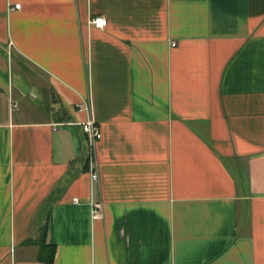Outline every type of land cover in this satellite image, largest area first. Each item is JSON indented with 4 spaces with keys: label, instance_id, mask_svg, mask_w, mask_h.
I'll return each instance as SVG.
<instances>
[{
    "label": "crops",
    "instance_id": "1",
    "mask_svg": "<svg viewBox=\"0 0 264 264\" xmlns=\"http://www.w3.org/2000/svg\"><path fill=\"white\" fill-rule=\"evenodd\" d=\"M41 239L52 264H264V0H0V264Z\"/></svg>",
    "mask_w": 264,
    "mask_h": 264
},
{
    "label": "built area",
    "instance_id": "2",
    "mask_svg": "<svg viewBox=\"0 0 264 264\" xmlns=\"http://www.w3.org/2000/svg\"><path fill=\"white\" fill-rule=\"evenodd\" d=\"M20 3L15 4V8H20ZM90 24L98 29L100 27H104L106 25L107 19L104 15H97L91 17ZM175 43L173 42L172 45ZM81 129L85 133L86 143H87V158L89 160V172H90V182H98L99 181V172L95 168V149L97 146L98 140L101 138V128L97 124L96 120L93 116H87L81 123ZM90 214L93 218L101 217L102 214V204L101 202L94 200L90 197Z\"/></svg>",
    "mask_w": 264,
    "mask_h": 264
},
{
    "label": "trees",
    "instance_id": "3",
    "mask_svg": "<svg viewBox=\"0 0 264 264\" xmlns=\"http://www.w3.org/2000/svg\"><path fill=\"white\" fill-rule=\"evenodd\" d=\"M45 232V231H44ZM40 252L39 258L42 259L45 264H52V257L54 253V244L48 243L46 244L43 239L40 240Z\"/></svg>",
    "mask_w": 264,
    "mask_h": 264
}]
</instances>
